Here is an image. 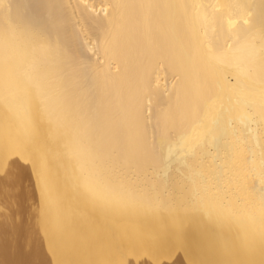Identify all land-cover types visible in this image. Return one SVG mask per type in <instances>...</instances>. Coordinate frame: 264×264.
<instances>
[{"label": "bare ground", "instance_id": "bare-ground-1", "mask_svg": "<svg viewBox=\"0 0 264 264\" xmlns=\"http://www.w3.org/2000/svg\"><path fill=\"white\" fill-rule=\"evenodd\" d=\"M262 161L264 0H0L1 264H264Z\"/></svg>", "mask_w": 264, "mask_h": 264}, {"label": "snow or ice", "instance_id": "snow-or-ice-1", "mask_svg": "<svg viewBox=\"0 0 264 264\" xmlns=\"http://www.w3.org/2000/svg\"><path fill=\"white\" fill-rule=\"evenodd\" d=\"M45 28L41 25L39 27V33L41 38L45 34ZM207 107V105H206ZM250 107V105H249ZM223 105H221L220 112L222 113L224 111ZM171 120V115L167 112L161 113V115L158 118V123L159 122H164L167 124ZM214 124L216 121L213 122ZM225 135V132L223 129H217L216 130V136L213 137L214 140H217ZM196 144L193 145V149H195ZM91 163L93 165V169L95 171V174L99 177L102 178L105 171L107 170V165L109 164V161H107L105 158L99 157V156H92ZM262 167H264V161H262ZM217 186H219V180L217 181ZM259 197L261 200V203L264 204V186L261 187L259 191Z\"/></svg>", "mask_w": 264, "mask_h": 264}, {"label": "rangeland", "instance_id": "rangeland-1", "mask_svg": "<svg viewBox=\"0 0 264 264\" xmlns=\"http://www.w3.org/2000/svg\"><path fill=\"white\" fill-rule=\"evenodd\" d=\"M140 164H142V163H140ZM140 167H143V165H138V168H140ZM151 169H149L148 170V172H147V176L151 179H154L153 177L155 176V175H153V174H155L154 172H152V171H150ZM150 172H152V173H150ZM149 174H150V176H149ZM155 178H156V176H155ZM11 232V231H10ZM10 232H8V234H9V236L12 238V236H14L13 235V233H10ZM1 264V263H0Z\"/></svg>", "mask_w": 264, "mask_h": 264}]
</instances>
